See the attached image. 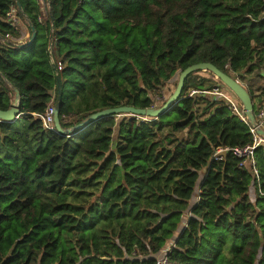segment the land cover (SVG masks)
Returning a JSON list of instances; mask_svg holds the SVG:
<instances>
[{"label": "trees", "instance_id": "trees-1", "mask_svg": "<svg viewBox=\"0 0 264 264\" xmlns=\"http://www.w3.org/2000/svg\"><path fill=\"white\" fill-rule=\"evenodd\" d=\"M47 4L39 22L38 0H0V111L17 92L22 114L0 122V264H155L167 251L169 264H264V196L251 191L264 193V144L258 182L230 154L215 163L216 147L251 144L249 129L220 99L186 98L218 81L189 75L180 101L148 122L106 117L57 135L32 116L55 102L52 63L66 130L105 109L150 108L195 64L242 82L264 68V0ZM13 9L26 44L34 30L28 47Z\"/></svg>", "mask_w": 264, "mask_h": 264}, {"label": "water", "instance_id": "water-1", "mask_svg": "<svg viewBox=\"0 0 264 264\" xmlns=\"http://www.w3.org/2000/svg\"><path fill=\"white\" fill-rule=\"evenodd\" d=\"M19 8V6H18ZM50 21L52 22V18H50ZM31 31V37L28 43L25 45V47H28L31 45L33 40L35 39V33L31 26H29ZM24 46V45H22ZM52 68L55 73V80H56V99L54 102V125L58 133L62 135H71L76 132H79L83 130L86 126H88L91 123H94L98 120H101L106 117H117L119 115H126L130 114L133 117H145L149 119L156 120L160 115L165 114L168 112L173 106H175L181 99V94L184 86V82L186 78L196 72L205 71L210 74H212L215 79H217L221 86L226 87L230 92L234 94V96L239 100V102L242 105V108L244 110V115L247 119L248 124L250 127L256 129V133L264 140V131L261 130L255 121V116L253 113L252 108V102L250 99V96L246 89L239 84L234 78L230 77L229 75L219 71L215 67H213L210 64H195L192 66L187 67L182 73L179 75L176 88L172 95L169 97V99L161 106L160 108H148V109H137L134 107H127V106H121L118 108H112V109H105L102 111H98L96 113H93L89 115L85 120L80 122L78 125L70 128V129H63L60 126L59 122V104H60V97H61V82L60 77L57 71V67L55 64L52 63ZM18 93L16 92L14 100L12 101L10 107L6 111H0V122L2 123H13L18 118L22 116L19 108V101H18Z\"/></svg>", "mask_w": 264, "mask_h": 264}, {"label": "built area", "instance_id": "built-area-1", "mask_svg": "<svg viewBox=\"0 0 264 264\" xmlns=\"http://www.w3.org/2000/svg\"><path fill=\"white\" fill-rule=\"evenodd\" d=\"M46 7H48L47 0H46ZM45 13V10H44ZM8 22L14 27L18 28V18L16 17L15 9L11 10L7 14ZM42 17L38 18V21L41 22ZM28 34L23 38L22 41L17 42L18 45H25L28 40ZM6 39H10L9 36L5 37ZM228 68L225 66V69ZM195 96H202L206 100L213 101L216 99H220L223 104L226 106L227 110L230 112L231 115L237 117L241 122H243L249 129V132L252 136V142L249 145H245L243 147H224L218 146L213 150L211 160L215 163H220L224 161V157L230 154L233 158L238 160V168L244 169L249 167L251 170L252 176L258 182V172L255 169V161H254V152L257 147L264 144V140L256 133V129L250 127L247 122V119L244 115V110L242 108L241 103L239 100L234 96L232 92L227 90L225 87L221 86L220 82L214 85L209 89L204 90H196L190 89L186 94V98H194ZM156 101L152 100V106L150 108H156ZM35 120L40 121L42 128L45 131L55 133L57 135H62L58 133L54 125V102L51 100L49 104L46 106L43 114H32ZM136 120H140L143 122L151 121L149 118L145 117H133ZM255 121L257 126L264 131V89H263V98L260 102L255 115ZM252 192H257L260 196H264L259 189H256L254 186L251 187ZM168 252V251H167ZM166 252V253H167ZM166 253L162 254L161 256L156 257L155 264H169L166 258Z\"/></svg>", "mask_w": 264, "mask_h": 264}, {"label": "rangeland", "instance_id": "rangeland-1", "mask_svg": "<svg viewBox=\"0 0 264 264\" xmlns=\"http://www.w3.org/2000/svg\"><path fill=\"white\" fill-rule=\"evenodd\" d=\"M38 2H39V5L41 7V17H42V19H44V17H45L44 10L46 8V0H38ZM18 28H19V30L22 31V34L26 35V33H25L26 27H25L24 23L20 19L18 20ZM262 69H263V71L260 68H258V67L255 68L252 71L251 75L245 77L242 80V82H240L237 77L232 76L245 89H247V88L251 89V91L254 94V103L256 105V108H258V106L260 104L261 96L263 94V89H264V68L262 67ZM178 78H179V74L177 73V74L174 75V77H173V79L171 81H169L168 83H164L163 84V86L161 87V89L159 90V92L157 94L150 95L151 100L157 102L156 109H158L160 106H163V104L172 95V93L174 92V90L176 88ZM203 78L204 79L211 78L212 79V83H216V81H218L217 79H215V77L212 74L203 71V72H199V73L193 74L189 78V83L191 85L193 83H200L201 79H203ZM202 84H203L204 87H206L207 85H210V82L208 83V82L204 81ZM204 104H205V102L200 103L199 107L197 109H195V111L197 112V115L199 117H201L200 115H202V113H203ZM122 117H124L127 120L134 119L132 115L126 114V115L117 116L116 120H118V119H120ZM167 132L168 131H164V134L167 133ZM176 135H178V133H176ZM184 136H185V134H183V137Z\"/></svg>", "mask_w": 264, "mask_h": 264}, {"label": "crops", "instance_id": "crops-1", "mask_svg": "<svg viewBox=\"0 0 264 264\" xmlns=\"http://www.w3.org/2000/svg\"><path fill=\"white\" fill-rule=\"evenodd\" d=\"M21 33H22V31H21ZM25 33H26V35L28 34V31H27V29L25 30ZM26 35H22L23 37L22 38H20L17 42H20V41H22V39L26 36ZM262 101V98H261V100H260V102Z\"/></svg>", "mask_w": 264, "mask_h": 264}]
</instances>
